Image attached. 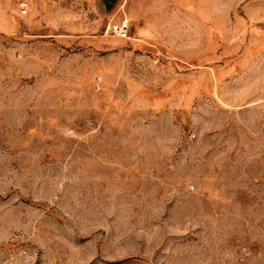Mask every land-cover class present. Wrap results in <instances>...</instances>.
Here are the masks:
<instances>
[{"label": "rangeland", "instance_id": "rangeland-1", "mask_svg": "<svg viewBox=\"0 0 264 264\" xmlns=\"http://www.w3.org/2000/svg\"><path fill=\"white\" fill-rule=\"evenodd\" d=\"M0 264H264V0H0Z\"/></svg>", "mask_w": 264, "mask_h": 264}]
</instances>
